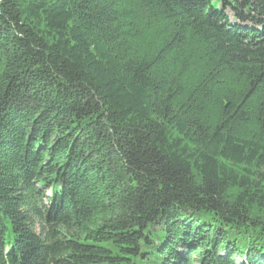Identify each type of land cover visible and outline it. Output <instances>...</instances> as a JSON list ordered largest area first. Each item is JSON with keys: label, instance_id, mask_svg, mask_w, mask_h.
Returning <instances> with one entry per match:
<instances>
[{"label": "trees", "instance_id": "16d2710c", "mask_svg": "<svg viewBox=\"0 0 264 264\" xmlns=\"http://www.w3.org/2000/svg\"><path fill=\"white\" fill-rule=\"evenodd\" d=\"M0 264H264V0H0Z\"/></svg>", "mask_w": 264, "mask_h": 264}, {"label": "rangeland", "instance_id": "374dc122", "mask_svg": "<svg viewBox=\"0 0 264 264\" xmlns=\"http://www.w3.org/2000/svg\"><path fill=\"white\" fill-rule=\"evenodd\" d=\"M227 13H228L230 19L232 20V22H235L236 21V18L233 15V13L231 11H227ZM247 25H249V24H247ZM49 193H50V191H49ZM236 262L241 263V258L237 257L236 258Z\"/></svg>", "mask_w": 264, "mask_h": 264}]
</instances>
